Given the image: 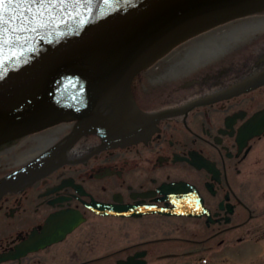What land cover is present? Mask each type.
Returning <instances> with one entry per match:
<instances>
[{
  "label": "flooded vegetation",
  "instance_id": "obj_1",
  "mask_svg": "<svg viewBox=\"0 0 264 264\" xmlns=\"http://www.w3.org/2000/svg\"><path fill=\"white\" fill-rule=\"evenodd\" d=\"M262 25L138 74L120 146L74 123L1 145L0 264H264Z\"/></svg>",
  "mask_w": 264,
  "mask_h": 264
},
{
  "label": "water",
  "instance_id": "obj_2",
  "mask_svg": "<svg viewBox=\"0 0 264 264\" xmlns=\"http://www.w3.org/2000/svg\"><path fill=\"white\" fill-rule=\"evenodd\" d=\"M261 12L264 0H4L0 145L72 121L74 139L122 142L116 124L140 71L197 34Z\"/></svg>",
  "mask_w": 264,
  "mask_h": 264
},
{
  "label": "snow or ice",
  "instance_id": "obj_3",
  "mask_svg": "<svg viewBox=\"0 0 264 264\" xmlns=\"http://www.w3.org/2000/svg\"><path fill=\"white\" fill-rule=\"evenodd\" d=\"M17 2H28V0H17ZM33 3L35 2H43V0H32ZM83 2L87 5L91 3V0H83ZM119 0H104L105 4H110V3H118ZM124 3H131V0H123ZM4 3V0H0V5H2ZM8 3L11 4L13 3V0H8ZM13 19H15V17H13ZM0 23H3V17L0 16ZM34 30V29H33Z\"/></svg>",
  "mask_w": 264,
  "mask_h": 264
},
{
  "label": "bare ground",
  "instance_id": "obj_4",
  "mask_svg": "<svg viewBox=\"0 0 264 264\" xmlns=\"http://www.w3.org/2000/svg\"><path fill=\"white\" fill-rule=\"evenodd\" d=\"M262 26H264V25H262ZM211 29H212V28H210V29H208V30L211 31ZM206 31H207V30H206ZM210 31H209L208 33L205 32L206 34L203 33L204 35H202V34H201V36L199 35V39H201V37H205V36H207V34L211 33ZM195 39H196V38L193 39L191 45H194V44L196 43V42H195ZM59 124H61V123H57V124H54V125L48 126V127L44 128V129L37 130V131H35V132L31 133V134H37V136H41L39 132H41V131H43V130H47V131H48V129H49V130H51V129L53 130V129H54V130H56V131H60V130L62 129V127H60ZM38 133H39V134H38ZM28 135H30V134H28ZM35 136H36V135H35ZM15 140H16V139H15Z\"/></svg>",
  "mask_w": 264,
  "mask_h": 264
}]
</instances>
